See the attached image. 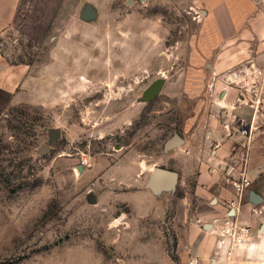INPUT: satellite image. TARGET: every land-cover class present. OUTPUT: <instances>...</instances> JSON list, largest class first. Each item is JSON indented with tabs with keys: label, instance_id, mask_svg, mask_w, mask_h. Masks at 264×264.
Here are the masks:
<instances>
[{
	"label": "rangeland",
	"instance_id": "1",
	"mask_svg": "<svg viewBox=\"0 0 264 264\" xmlns=\"http://www.w3.org/2000/svg\"><path fill=\"white\" fill-rule=\"evenodd\" d=\"M85 6L94 20L81 18ZM197 17L186 0H20L0 53L32 64L56 95L13 106L0 90V264H123L138 228L173 257L193 184L159 196L145 186L154 168L170 166L164 144L192 109L175 84L192 76L185 50ZM256 59L231 82L252 116L238 125H254L264 159V56ZM211 83L200 97H223ZM50 129L60 132L52 144ZM147 205L156 213L134 222ZM140 251L136 264H162L155 247Z\"/></svg>",
	"mask_w": 264,
	"mask_h": 264
},
{
	"label": "crops",
	"instance_id": "2",
	"mask_svg": "<svg viewBox=\"0 0 264 264\" xmlns=\"http://www.w3.org/2000/svg\"><path fill=\"white\" fill-rule=\"evenodd\" d=\"M186 1L198 15L199 28L185 50L184 70L192 76L182 73L175 85L180 95L191 98L192 109L183 115L180 132L169 137L180 139L179 146L168 151L170 166L160 169L174 172L183 185L192 183L193 198L175 226L173 257L165 241L141 238L138 228L134 233L138 238L131 240L133 254L122 263L136 264L143 257L136 249L146 246L156 248L162 264H264V159L259 155L263 145L253 138L254 125L239 127L238 123H248L252 116H245L248 108L238 103L242 101L231 82L232 72L264 56V0ZM19 2L0 0V40L13 29ZM40 78L32 64L14 63L0 53V90L9 96L11 105L44 104L42 98H55L56 86ZM208 82L223 89V97L201 98ZM242 174L251 185L238 199L224 178L237 179ZM135 192L151 197L147 191ZM252 192L261 198L259 203L252 202ZM135 209L136 223L156 213L148 205ZM228 214L251 228L247 244L232 247L214 232ZM122 221L123 215L115 219Z\"/></svg>",
	"mask_w": 264,
	"mask_h": 264
},
{
	"label": "water",
	"instance_id": "3",
	"mask_svg": "<svg viewBox=\"0 0 264 264\" xmlns=\"http://www.w3.org/2000/svg\"><path fill=\"white\" fill-rule=\"evenodd\" d=\"M96 17L95 10L90 6H85L81 11V18L83 20L89 21L94 20ZM163 85V81L159 80L154 85L153 88L155 93L160 90ZM49 133V143L52 144L55 140L59 138V130L50 129ZM180 139L177 135H174L171 139L167 140L164 144V151L168 152L169 150L179 146ZM50 149L48 146H42L40 153H44L46 150ZM177 184V176L174 172L163 170L160 168H154L147 179L145 188L150 191L154 196H159L162 194H172L175 191ZM87 200L90 204H95V198L92 193L87 194ZM261 198L252 192V202L259 203Z\"/></svg>",
	"mask_w": 264,
	"mask_h": 264
},
{
	"label": "built area",
	"instance_id": "4",
	"mask_svg": "<svg viewBox=\"0 0 264 264\" xmlns=\"http://www.w3.org/2000/svg\"><path fill=\"white\" fill-rule=\"evenodd\" d=\"M224 181L232 186L235 195L240 199L244 192L250 187L251 181L243 174L234 179L226 176ZM219 238L226 240L230 246L239 247L247 244L251 238V228L247 225L238 223L231 215H226L214 231ZM189 264H196L191 261Z\"/></svg>",
	"mask_w": 264,
	"mask_h": 264
}]
</instances>
